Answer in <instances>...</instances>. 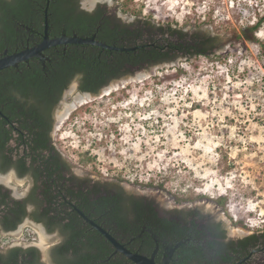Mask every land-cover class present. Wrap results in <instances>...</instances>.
<instances>
[{"label": "rangeland", "instance_id": "obj_1", "mask_svg": "<svg viewBox=\"0 0 264 264\" xmlns=\"http://www.w3.org/2000/svg\"><path fill=\"white\" fill-rule=\"evenodd\" d=\"M97 3L128 21L204 25L226 43L212 57L136 71L109 92L76 102L61 119L77 98L72 83L59 131L69 148L91 142L92 150L74 157L65 151L76 172L159 187L177 199L212 197L235 226L264 228V21L254 33L258 42L242 35L264 13V0H82L86 8ZM0 183L16 194L27 185L12 171L0 172ZM27 224L0 234V244L43 247L49 262L56 238Z\"/></svg>", "mask_w": 264, "mask_h": 264}, {"label": "trees", "instance_id": "obj_2", "mask_svg": "<svg viewBox=\"0 0 264 264\" xmlns=\"http://www.w3.org/2000/svg\"><path fill=\"white\" fill-rule=\"evenodd\" d=\"M46 0H0V55L32 45L42 39L43 9ZM106 6L82 9L79 0H49L48 33L93 36L108 44L136 46L134 50L105 49L91 44L51 46L16 66L0 70V172L15 169L18 176L31 172L34 186L23 198L12 196L0 184V229L15 230L25 218L41 222L47 232L57 231L60 240L48 248L51 264H135L118 251L97 230L86 231L78 212L68 210L72 200L84 212L90 211L91 189L69 187L65 170L72 163L53 143V114L59 108L63 92L77 82V90L97 96L116 81L126 79L139 70L172 63L180 58L212 57L214 50L225 46V37L212 33L204 25L188 30L150 17L131 21L106 14ZM264 21V13L243 27V38L258 42L254 36ZM264 53V48L261 46ZM136 66L138 68H136ZM141 68V69H140ZM85 154V160L90 157ZM112 186L116 190L112 193ZM106 194L98 198L97 209L108 210L118 218L121 210L134 211L150 207L142 199H129L119 184L108 185ZM70 197V198H69ZM93 197V196H92ZM128 203V204H126ZM31 204L32 209L27 206ZM111 233V232H110ZM28 239L32 236L27 233ZM132 251L150 255L152 248ZM155 261L159 264V260ZM0 264H48L36 245L0 247ZM174 264H189L176 262Z\"/></svg>", "mask_w": 264, "mask_h": 264}, {"label": "flooded vegetation", "instance_id": "obj_3", "mask_svg": "<svg viewBox=\"0 0 264 264\" xmlns=\"http://www.w3.org/2000/svg\"><path fill=\"white\" fill-rule=\"evenodd\" d=\"M98 4L106 6L107 15L116 14L115 17L128 21L119 16L115 9L109 8L105 3H97L93 7L86 8L83 6L82 0H79L80 7L88 11L93 10ZM33 40V38H28L25 47L31 46L30 42ZM136 68L138 67L136 66ZM73 83L77 86V82ZM69 87L63 92L59 101V108L57 107L54 111L51 135L54 145L72 163L60 149L58 142V137L61 134L59 129L64 123V121L60 120L58 113L62 106L64 94ZM85 100L87 99H83V96H78L75 102H72L61 112L60 116L62 118L67 116V113L76 105V102L81 103ZM9 171H12L15 177L21 179L24 184H27L25 191L20 193L19 196H16L12 189L8 187L11 190L12 196L16 198L26 197L34 186L33 174L29 172L18 176L15 169H10ZM64 174L68 179L70 178L67 181L68 185L75 192L79 188H89L93 192V197L91 193L89 195V201L92 202L90 204V211L84 212L81 210L76 205L75 200L68 202L70 204L68 210L71 211L75 207L79 208L90 219L111 232L127 248H134L136 250L143 247L152 248L149 256H153L154 259L157 258L159 264H162L164 261L168 264L176 262L189 264H264V228L250 229L248 227L235 226L225 215L218 201L212 199V197L201 196L194 199H177L168 193L160 195L161 191H158L159 187L150 188L145 185H135L132 181H126L118 177L92 175L89 171L78 173L74 169L73 163L71 169L69 171L65 170ZM117 183L125 191L127 197L130 195L138 197L142 199L144 204H149L150 207L140 209L139 214L138 211L124 208L117 219L109 214L111 211L109 212L106 209L99 211L97 209L98 198L106 194V188H109L108 185ZM109 189H112V193L116 190L114 186ZM155 191L156 193H154ZM128 198L131 199L130 197ZM32 208L31 204L27 206L28 210ZM81 218L83 219V217ZM25 221L28 223V226L41 225L45 233L56 238L57 241L50 246L60 240L57 231L47 232L43 223L35 222L30 218H25L17 228ZM82 223L84 226L88 225L86 226V231L96 230L84 219ZM12 231L14 230L2 231L0 229V234ZM9 246L13 245L3 246L0 244V247L3 249ZM47 263L51 264L50 261Z\"/></svg>", "mask_w": 264, "mask_h": 264}, {"label": "water", "instance_id": "obj_4", "mask_svg": "<svg viewBox=\"0 0 264 264\" xmlns=\"http://www.w3.org/2000/svg\"><path fill=\"white\" fill-rule=\"evenodd\" d=\"M48 6H49V0H46L45 6L43 9V35L42 39L31 45V46H26L20 50H16L11 53H7L6 51L0 55V70L7 68L9 66H16L19 62H23L28 60L29 58L33 56H38L42 54V51L51 47V46H56V45H61V44H69V43H74V44H91V45H96L100 46L105 49H110V50H120V51H130L134 50L136 46H117V45H111L106 42H103L101 40L95 39L94 35L93 36H77V35H60V36H55V37H49L48 33ZM126 79L119 80L118 82L112 83L106 87H104L101 90V94H104L106 92H109V90L115 85H120L121 83H124ZM76 86V84H75ZM75 86L70 87L68 90L75 88ZM77 87V86H76ZM67 90V91H68ZM78 91V90H77ZM85 96L87 100H91L95 98L96 96L92 95L90 92H77V96ZM0 115L8 120V117L0 110ZM16 196H19V194H16ZM77 212L83 217L85 221H87L89 224L93 226L97 231H99L114 247V251H118L121 254H123L126 258H128L130 261H132L135 264H157L153 256H148L145 254H141L139 252H135L124 246L121 242H119L108 230L94 222L92 219H90L85 213H83L79 208L75 207ZM40 229L45 232L43 227L41 225H38ZM42 254H43V247H39ZM162 264H168L167 262H163Z\"/></svg>", "mask_w": 264, "mask_h": 264}, {"label": "built area", "instance_id": "obj_5", "mask_svg": "<svg viewBox=\"0 0 264 264\" xmlns=\"http://www.w3.org/2000/svg\"><path fill=\"white\" fill-rule=\"evenodd\" d=\"M65 137L66 136L62 135V133H61L58 137V142H59L60 149L64 153H65V151L69 152L68 156L74 157V155L78 154V152H84L87 150H89L90 154H92V150L90 148L91 142H89L87 145H84L85 147H83L82 149H79V147H78L79 145H72L71 148H69L70 145L67 144V139H65ZM65 154H67V153H65ZM250 224L252 225L251 222H250Z\"/></svg>", "mask_w": 264, "mask_h": 264}, {"label": "bare ground", "instance_id": "obj_6", "mask_svg": "<svg viewBox=\"0 0 264 264\" xmlns=\"http://www.w3.org/2000/svg\"><path fill=\"white\" fill-rule=\"evenodd\" d=\"M78 97V96H77ZM85 98V96H83V99ZM67 111V110H66ZM61 119H63V118H61ZM40 238H41V240H42V238H43V233L42 232H40Z\"/></svg>", "mask_w": 264, "mask_h": 264}]
</instances>
